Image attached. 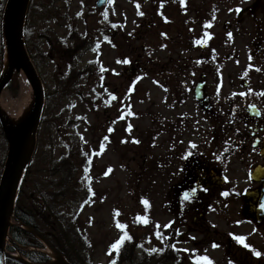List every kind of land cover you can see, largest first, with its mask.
Here are the masks:
<instances>
[{
  "label": "rangeland",
  "instance_id": "rangeland-1",
  "mask_svg": "<svg viewBox=\"0 0 264 264\" xmlns=\"http://www.w3.org/2000/svg\"><path fill=\"white\" fill-rule=\"evenodd\" d=\"M94 2L31 1L26 37L46 104L24 197L39 227L54 228L42 208L46 198L63 229L80 242L83 264H109L121 237L151 250L169 232L174 246L167 264H264V221L244 218L242 198L217 206L203 199V208L182 199L184 172L175 177L186 165L185 136L176 129L175 111L164 97L158 101L183 86L194 114L192 93L206 72L207 91L219 97L223 114H232L216 126L222 135L245 131L242 121H231L236 110L246 115L250 103L264 115V0L241 23L237 10L254 0H111L102 9ZM201 6L207 18L198 24L194 9ZM24 89L29 84L20 75L1 93V107L12 113L27 98ZM214 124L208 115L201 123L209 138ZM6 150L0 128V171ZM246 161L235 163L232 156L228 162L227 177L240 194L249 186Z\"/></svg>",
  "mask_w": 264,
  "mask_h": 264
},
{
  "label": "flooded vegetation",
  "instance_id": "flooded-vegetation-1",
  "mask_svg": "<svg viewBox=\"0 0 264 264\" xmlns=\"http://www.w3.org/2000/svg\"><path fill=\"white\" fill-rule=\"evenodd\" d=\"M186 89L183 86H178L176 90L169 89L165 96H159L158 101L169 102L170 107L174 110L177 107H185L188 98ZM217 95V94H216ZM215 94H206V81L202 89V98L196 99L195 113H188L187 110L179 112L175 119L184 120L185 125V142H186V165L180 171V177H185L187 199L190 202L203 206L210 202L215 203L222 199L224 191L229 190L234 192L233 186L227 177L229 173V157L234 156L239 162L241 158L246 159V166L249 167L248 179L250 190L253 193L252 202L253 208L257 209L260 197L262 195L263 182L257 176H264V122L261 124L253 117L246 121L247 129L242 132L241 128H235L232 133V144L224 156H219V147L224 144V139L220 133L212 134L211 146L208 145V134L205 133L204 127L201 126L202 121L206 120V114L212 121L219 122L223 113L219 109V105L215 100ZM219 99V97H218ZM205 113V116L198 114ZM237 122L241 120L238 116L235 118ZM252 123L253 125H250ZM183 139V138H181ZM226 140V139H225ZM228 141V140H226ZM210 148V149H209ZM235 160V163L237 162ZM238 170L239 165H235ZM259 169L262 174H254L255 169ZM238 179L239 177L236 176ZM207 193L209 196L204 195ZM239 198L240 195L236 194ZM205 199V202L203 201ZM199 201V202H198ZM190 209V204H188ZM202 217V213L200 214ZM194 222L198 221L193 218ZM200 226H203L201 223Z\"/></svg>",
  "mask_w": 264,
  "mask_h": 264
},
{
  "label": "water",
  "instance_id": "water-1",
  "mask_svg": "<svg viewBox=\"0 0 264 264\" xmlns=\"http://www.w3.org/2000/svg\"><path fill=\"white\" fill-rule=\"evenodd\" d=\"M30 0H8L3 14V35L5 48L4 67L0 74V97L14 73L23 72L28 79L32 101L25 108L18 121L8 116L0 105V122L3 127L9 148L5 167L0 181V264L4 262L5 246L9 228L12 224L15 200L23 173L31 160L36 140L37 129L44 107V87L37 70L30 59L24 42V25ZM107 0H98L97 6H103ZM264 194V190H263ZM259 219L264 217V195L261 199ZM252 217L251 209L245 211ZM45 242L48 241L32 229ZM49 244V243H48ZM53 259L47 264H70L51 244ZM22 262L28 263L21 259Z\"/></svg>",
  "mask_w": 264,
  "mask_h": 264
},
{
  "label": "trees",
  "instance_id": "trees-1",
  "mask_svg": "<svg viewBox=\"0 0 264 264\" xmlns=\"http://www.w3.org/2000/svg\"><path fill=\"white\" fill-rule=\"evenodd\" d=\"M55 209L56 207L52 202H50L49 205L45 208V211L52 215L55 223L60 222L55 226L57 232H55V235L50 236V239L52 240L54 245L58 247L62 252H64V254L72 262H74L75 264H81L77 261V257H76L77 254L75 252L76 250L72 240V236L63 229V226H61L60 217L56 213ZM16 215L26 223L37 226L35 219L36 215L32 209L17 207ZM12 237L15 239L21 237L19 239L20 241L27 242L25 238L30 239L31 236L29 234H26L19 228H13ZM136 250L137 249L132 247L131 244L128 245L126 244L125 247L122 248L118 253L117 259L114 262V264H161V263L167 264L166 261L168 259L169 253H166L167 252L166 250H164L163 252L161 251L160 253L152 252L149 253V255L146 252H144V250L142 251V253L137 254ZM165 257L166 259L164 260ZM163 260L164 262H162ZM10 261L11 260H8L7 263L9 264Z\"/></svg>",
  "mask_w": 264,
  "mask_h": 264
},
{
  "label": "bare ground",
  "instance_id": "bare-ground-1",
  "mask_svg": "<svg viewBox=\"0 0 264 264\" xmlns=\"http://www.w3.org/2000/svg\"><path fill=\"white\" fill-rule=\"evenodd\" d=\"M25 89H24V97H25ZM28 93L29 94H27V96L26 97H28V99L26 98V99H24V102L23 103H26V106H28L29 104H30V102H31V100H30V97L31 96H29L31 93H30V91L28 90ZM23 97V98H24ZM20 101V100H19ZM14 104V103H13ZM21 105V104H20ZM20 105L19 104H15L14 106H16V108L18 107V109L20 108ZM15 108V107H14ZM23 107H21V109H20V111L18 112V114L16 115V116H13L15 119L14 120H16V121H18V119H19V117L23 114ZM46 252H48V254H50L51 252H50V249L48 248V249H46Z\"/></svg>",
  "mask_w": 264,
  "mask_h": 264
},
{
  "label": "snow or ice",
  "instance_id": "snow-or-ice-1",
  "mask_svg": "<svg viewBox=\"0 0 264 264\" xmlns=\"http://www.w3.org/2000/svg\"><path fill=\"white\" fill-rule=\"evenodd\" d=\"M109 2H111V0H109ZM79 14V13H78ZM107 15V13H105V16ZM229 35H231V33H229ZM138 142V141H137ZM225 195H227V193H224ZM185 196L187 197V193L185 194ZM145 203H147V201H145ZM119 227H124L123 225H118ZM168 225H165V227H167ZM125 237H121V239L120 240H118L117 242H116V244H114L113 245V247H116L118 244H120L122 241H123V239H124ZM128 239H131V236H128L127 237ZM238 239H241L242 240V238H238ZM161 251H162V249H160ZM150 251H157V249H151ZM257 255H259V253H256ZM206 259V258H205ZM113 264H114V262H113Z\"/></svg>",
  "mask_w": 264,
  "mask_h": 264
}]
</instances>
